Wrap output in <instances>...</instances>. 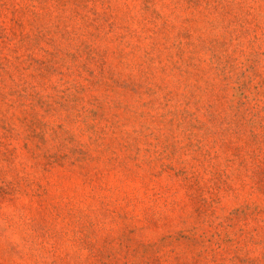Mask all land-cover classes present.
Here are the masks:
<instances>
[{
  "label": "rangeland",
  "instance_id": "374dc122",
  "mask_svg": "<svg viewBox=\"0 0 264 264\" xmlns=\"http://www.w3.org/2000/svg\"><path fill=\"white\" fill-rule=\"evenodd\" d=\"M0 264H264V0H0Z\"/></svg>",
  "mask_w": 264,
  "mask_h": 264
}]
</instances>
